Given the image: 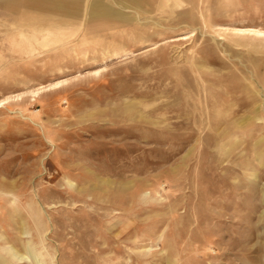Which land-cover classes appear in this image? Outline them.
Here are the masks:
<instances>
[{
  "label": "rangeland",
  "instance_id": "374dc122",
  "mask_svg": "<svg viewBox=\"0 0 264 264\" xmlns=\"http://www.w3.org/2000/svg\"><path fill=\"white\" fill-rule=\"evenodd\" d=\"M0 264H264V0H0Z\"/></svg>",
  "mask_w": 264,
  "mask_h": 264
}]
</instances>
